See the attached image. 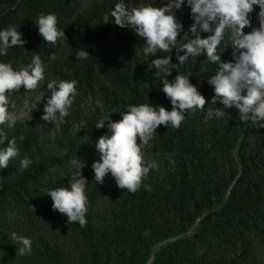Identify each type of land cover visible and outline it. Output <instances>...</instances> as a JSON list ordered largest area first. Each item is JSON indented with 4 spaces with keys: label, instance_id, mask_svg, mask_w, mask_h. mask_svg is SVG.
I'll use <instances>...</instances> for the list:
<instances>
[{
    "label": "trees",
    "instance_id": "obj_1",
    "mask_svg": "<svg viewBox=\"0 0 264 264\" xmlns=\"http://www.w3.org/2000/svg\"><path fill=\"white\" fill-rule=\"evenodd\" d=\"M120 2L0 0V30L15 25L26 41L24 47L14 46L0 56V62L11 63L18 71L38 54L45 63L46 81H78L75 104L84 96L102 103L100 117L78 119L69 111L66 124L83 122L84 129L69 135L63 124L67 150L62 155L45 154L35 127L25 123L2 127L9 140L21 135L24 140L17 139L20 155L0 169V264H264V127L242 123L239 115H206L214 96L207 80L217 67L206 60V53L190 57L167 77L171 81L177 73L192 74L191 83L207 101L205 109L187 111L179 129L158 127L149 153L164 167L150 172L136 193L106 185V209L97 208L105 185L95 183L91 166L100 159L98 139L111 132L107 123L103 129L95 124L109 117L119 121L128 105L151 104L171 111L170 99L162 91L163 77H155V68L147 69L153 59L171 55L172 64H178L177 55L184 54L173 48L171 53L145 56V40L134 30L117 26L111 17ZM123 2L130 9L140 4L163 7L168 0ZM42 13L56 15L66 41L46 44L34 22ZM258 13L254 6L245 34L259 27ZM175 15L183 25L178 36L182 41L194 22L191 9L186 5ZM230 43L226 37L218 46L225 62L234 61ZM81 49L89 52L88 59L77 60ZM52 54L54 61L49 59ZM24 157L32 160L27 169L20 168ZM80 169L89 183L85 227L67 224L65 215L52 210L47 195L57 187H69V177ZM149 185L151 191L146 190ZM54 222L80 243L77 255L49 235ZM12 232L36 238L34 257L32 253L18 257Z\"/></svg>",
    "mask_w": 264,
    "mask_h": 264
},
{
    "label": "clouds",
    "instance_id": "obj_2",
    "mask_svg": "<svg viewBox=\"0 0 264 264\" xmlns=\"http://www.w3.org/2000/svg\"><path fill=\"white\" fill-rule=\"evenodd\" d=\"M191 9L193 23L183 40H178L183 25L175 15V10L181 9L185 0H168L163 7H154L151 4H140L137 7H126L123 0L116 3L111 17L114 23L121 28H130L145 40L142 48L145 56L155 55L157 52L171 53L173 48L183 52L177 55L178 64H172L171 55L153 59L147 70L156 69L155 77L162 76V91L170 99L172 109L151 104L128 105L127 111L119 121L111 117L102 118L96 124V129L107 128L111 135H102L96 143L100 159L93 162L95 183L103 184L109 173L115 179L121 190L136 193L143 181L149 176L151 169L156 167L153 161L144 163L142 148L157 133L158 127L179 129L185 113L197 109L203 111L207 103L205 97L198 91L196 85L191 83L192 74H176L171 81L167 78L172 75L179 65L185 64L190 57H199L206 53L207 61L217 65L215 74L207 83L214 88L212 104L217 101L225 108L235 107L239 110V120L242 123L251 121L264 127V0H186ZM259 7V27L253 28L245 34L244 29L251 26L249 14ZM38 27L39 35L46 44L56 45L58 41H66L63 29L57 27L58 20L55 14H40L34 21ZM209 33L202 38L200 33ZM188 33L195 38L189 39ZM230 40L233 48L234 61L225 62L221 59L223 52L218 46L225 38ZM186 41V42H183ZM26 43L22 34L15 25H9L0 30V56H5L14 46H23ZM77 60H86L90 57L86 49L78 50L75 54ZM55 60V54L50 55ZM45 63L40 55H34L29 63L20 70H14L11 63L0 62V126L9 122V97L22 86L26 92L34 91L41 81L45 80ZM76 80H50L47 89L51 96L44 105L41 119L55 124L65 122L69 109L73 104ZM222 109H217L220 112ZM15 121L8 123L14 126ZM17 139H8L7 133L0 128V169L7 168L11 159L20 155ZM32 160L24 157L20 160V168L27 169ZM69 187H57L49 190L47 195L52 200V210L67 217V224L78 222L81 227L88 223V197L86 187L89 184L82 175L81 169L68 179ZM151 191V186H146ZM11 240L15 242L17 253L20 256L30 254L33 241L31 238L11 233Z\"/></svg>",
    "mask_w": 264,
    "mask_h": 264
},
{
    "label": "rangeland",
    "instance_id": "obj_3",
    "mask_svg": "<svg viewBox=\"0 0 264 264\" xmlns=\"http://www.w3.org/2000/svg\"><path fill=\"white\" fill-rule=\"evenodd\" d=\"M186 5L187 2L185 0V4L182 5L181 9ZM48 82H49L48 80L41 81L38 88L34 91L26 92L25 89L23 88L22 90L17 91L13 95V98L10 100V103L8 105V112L10 116V120L8 123L15 121L14 124L25 123L26 125L35 127L41 132L40 140L41 141L43 140L44 142L45 154L62 155L67 150V147L63 143V124L65 123V125L67 126L69 135H75L77 132L84 129V123L74 122L72 120L69 124H66V117H65V122L63 123L57 122L55 124L45 122L41 119L42 115L44 114L43 113L44 105L47 102V99H49L51 96L50 90L47 89ZM74 102H75V98L69 111H73L77 113L78 119L80 116L83 117H94L95 115L96 117L101 116V114L98 113V106H102V103L99 100H97L95 97L84 96L80 99V101L77 104H75ZM217 109H222V111L218 113L216 112ZM206 115L216 116V117H223L226 115L238 116L239 110L236 109L235 107L225 108L222 105V103L218 101L216 104H212L208 108ZM8 123H6L3 126H0V128L9 127ZM149 147L150 144L142 148L144 163L145 165H147L154 161L156 163V167L151 169L150 172L152 171L156 172L161 167H164V164L160 161H156L152 159L149 153ZM105 180L107 184H104L105 182L102 184L105 185L103 186L104 191L103 193L98 194L100 203L97 205V208H100L102 210L106 209L105 205L106 202L108 201L107 200L108 186L106 185H110V186L116 185L115 179L111 176L110 173L106 175ZM48 233L50 236H54L56 241L60 243V245L63 248L70 251L72 256L77 255V251L80 250L82 247L80 243L77 242L75 236L73 234L66 232L64 226L60 223L54 222L51 228L48 230ZM31 239L33 241L31 256L34 257L35 255H33V249L34 247H38L39 244L36 238L32 237ZM18 257L21 259L24 256L18 255Z\"/></svg>",
    "mask_w": 264,
    "mask_h": 264
}]
</instances>
